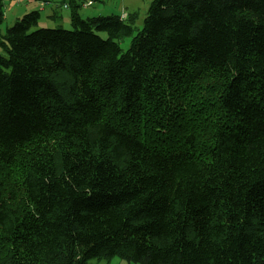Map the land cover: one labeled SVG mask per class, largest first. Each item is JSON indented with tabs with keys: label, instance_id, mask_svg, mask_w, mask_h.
I'll return each instance as SVG.
<instances>
[{
	"label": "trees",
	"instance_id": "obj_1",
	"mask_svg": "<svg viewBox=\"0 0 264 264\" xmlns=\"http://www.w3.org/2000/svg\"><path fill=\"white\" fill-rule=\"evenodd\" d=\"M90 1L0 0V264H264V0Z\"/></svg>",
	"mask_w": 264,
	"mask_h": 264
},
{
	"label": "rangeland",
	"instance_id": "obj_2",
	"mask_svg": "<svg viewBox=\"0 0 264 264\" xmlns=\"http://www.w3.org/2000/svg\"><path fill=\"white\" fill-rule=\"evenodd\" d=\"M152 1L153 0H102L103 3L96 1L95 2L96 5L93 7H89L88 9H89V11L90 10L92 11V10H94V8H96L97 5L105 4L106 10L109 11L110 13H104V15L114 14V13L120 14L125 10L124 12L128 16L127 10H129V8H136V11H134V12H137L138 15H137L135 24L141 28L143 25V22H144V18L147 15L148 8H149ZM38 3L39 2L37 0H21L20 2H18L17 0H3L4 20H3V23L1 25L2 30L5 31L7 27L12 26L18 19L22 18L26 12H28V11L30 12V10H39L40 11L39 7L36 6V4H38ZM33 4L35 6H33ZM27 5L30 7L26 8ZM123 5L126 7L123 8V10H122L121 7ZM33 8H35V9H33ZM120 10L122 12H119ZM85 11L86 10L84 8L80 9V13L84 17V19L90 16V15H85L84 14ZM130 13H132V12H130ZM68 14H69V11L66 9H63V20H65V17ZM56 24L59 25V22L58 23H55V22L50 23V21H48L46 19V13L41 12V17L39 18L38 25L35 27H38V28H41V27H44V28H60V27H53ZM62 26H63V28H66V29L72 28L70 23H64ZM128 44H129V40H127L125 42L126 46ZM88 264H141V263L128 262L127 260L121 259L120 257L116 256V257L111 258L109 260L105 259V260H102L100 262H98L97 260H92Z\"/></svg>",
	"mask_w": 264,
	"mask_h": 264
},
{
	"label": "crops",
	"instance_id": "obj_3",
	"mask_svg": "<svg viewBox=\"0 0 264 264\" xmlns=\"http://www.w3.org/2000/svg\"><path fill=\"white\" fill-rule=\"evenodd\" d=\"M20 1H18V2H20ZM37 1L39 3L36 4V6L39 7L41 12H45L46 13V19L48 21H50V23H52V22L58 23L59 22V25H63L64 23H70L71 9L69 7L68 8L65 7V4L67 3V0H37ZM96 1H99V2L103 3L102 0H93V4L88 5L86 7H84V6L82 7V8H84L86 10L85 13H84L85 15L94 16V14L95 15H101V14L104 15V13H110L109 11L106 10V5L105 4L97 5L96 8H94V10H92V11L90 10L89 11L88 8L95 6L96 5L95 4ZM33 6H35V5L33 4ZM27 7H30V6L27 5L26 8ZM125 7L126 6L123 5L121 7V9L123 10V8H125ZM33 9H35V8H33ZM63 9H66V10L69 11V14L66 15L65 20H63ZM30 11H32V10H30ZM124 11L122 12L120 10L119 12H122V13H120V14L118 13V14L122 15L124 13ZM134 11H136V8H129V10H127L128 14L130 12H134ZM28 12H26V13H28ZM54 26H58V24H56Z\"/></svg>",
	"mask_w": 264,
	"mask_h": 264
},
{
	"label": "built area",
	"instance_id": "obj_4",
	"mask_svg": "<svg viewBox=\"0 0 264 264\" xmlns=\"http://www.w3.org/2000/svg\"><path fill=\"white\" fill-rule=\"evenodd\" d=\"M17 1H20V0H17ZM92 4V2L90 1V2H87L86 4H85V6H88V5H91ZM127 16V14L124 12L123 14H122V17L123 18H125Z\"/></svg>",
	"mask_w": 264,
	"mask_h": 264
}]
</instances>
